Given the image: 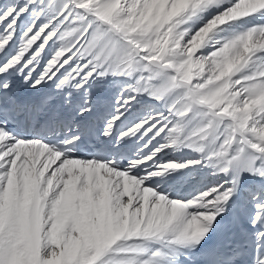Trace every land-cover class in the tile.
<instances>
[{"label":"snow or ice","instance_id":"1","mask_svg":"<svg viewBox=\"0 0 264 264\" xmlns=\"http://www.w3.org/2000/svg\"><path fill=\"white\" fill-rule=\"evenodd\" d=\"M252 20H264V0H0V264H183L194 251L245 264L241 221L264 264V23L202 51ZM17 73L70 90L55 107L23 99ZM109 76L131 82L113 97ZM22 113L30 132L11 130ZM89 143L136 149L125 164L76 158ZM181 147L202 155L161 160ZM202 165L223 177L190 197L156 179Z\"/></svg>","mask_w":264,"mask_h":264},{"label":"bare ground","instance_id":"2","mask_svg":"<svg viewBox=\"0 0 264 264\" xmlns=\"http://www.w3.org/2000/svg\"><path fill=\"white\" fill-rule=\"evenodd\" d=\"M264 23V20H252L250 23H236L232 26L226 28L223 33H218L212 40H210L207 46L202 50L204 54H208L212 51V46L214 44L215 39H219L221 37H226L231 35L234 31H243L245 27H250L251 23ZM200 23H203L201 21ZM243 23V26H242ZM197 27L200 26L198 23ZM13 81L11 85V91L13 94H17L20 97L26 99L29 95H34L35 100L43 99L48 96L53 97L52 106H58L62 104L64 100V96L66 95L67 91L70 89L60 90L55 87V84L52 82H47L42 86H38L37 88L31 87V85L26 82L21 75L18 73L9 77ZM131 82V78L123 77V76H109L105 78L103 86L108 89L111 96H115L121 90V87ZM67 111V110H66ZM147 111V97H141L140 102L135 107V114L136 115H143ZM95 119V117H93ZM200 118L198 117L197 120ZM196 121L193 122L192 125H189V129L195 126ZM73 131H77L78 128L75 124L69 126ZM68 127V130H69ZM139 143V142H136ZM136 149V144L129 143L126 145H120L116 143H112L110 148L108 149V159L114 160L121 154H125L126 162L129 158L134 156ZM201 153L195 151L194 149H190L187 147H181L179 150L175 148L167 149L162 155L161 160L168 161V160H175L177 162H184L188 159H200ZM105 159V160H108ZM208 167H210L209 170ZM204 169V172L201 174H195V171H201ZM207 170V171H206ZM136 174L143 175V170H136ZM223 177L222 173H217L216 168L208 165H202L193 167L190 166L187 169H179L175 171H171L170 175L163 179V182L160 183V188L166 189V191L178 198H182L185 196H189L190 194H198L199 191L207 190L209 187L215 185L221 178ZM160 179V178H156ZM154 186V185H153ZM245 226H246V221ZM246 229V228H245ZM247 231V230H246ZM251 236V232L247 231ZM252 239V237H251ZM137 239L133 238L128 241H123L122 243L125 244H133L137 243ZM183 264H205L203 261L202 254L199 252L194 251L190 256L181 257Z\"/></svg>","mask_w":264,"mask_h":264},{"label":"rangeland","instance_id":"3","mask_svg":"<svg viewBox=\"0 0 264 264\" xmlns=\"http://www.w3.org/2000/svg\"><path fill=\"white\" fill-rule=\"evenodd\" d=\"M253 23H255V22H253ZM194 173H195V174H197V173H198V174H199V173L201 174L200 171H195ZM157 180H159V183H162V182H163V179H157ZM154 187H155V185H154Z\"/></svg>","mask_w":264,"mask_h":264}]
</instances>
